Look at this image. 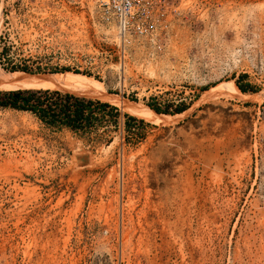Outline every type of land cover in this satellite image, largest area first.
Masks as SVG:
<instances>
[{"label":"rangeland","instance_id":"1","mask_svg":"<svg viewBox=\"0 0 264 264\" xmlns=\"http://www.w3.org/2000/svg\"><path fill=\"white\" fill-rule=\"evenodd\" d=\"M172 6L158 50L92 0H0V52L39 71L0 78L84 74L121 113L79 135L0 107V264H264V0ZM148 102L169 118L123 130Z\"/></svg>","mask_w":264,"mask_h":264},{"label":"trees","instance_id":"2","mask_svg":"<svg viewBox=\"0 0 264 264\" xmlns=\"http://www.w3.org/2000/svg\"><path fill=\"white\" fill-rule=\"evenodd\" d=\"M7 51V47H3L0 58L6 60V68L13 71L12 73L26 74L19 71L39 72L29 69L26 65L10 63ZM68 70V68H60L55 69L54 72ZM73 72L78 71L74 70ZM236 86L241 92L250 90L238 82H236ZM82 95L89 94L49 88L0 90V107L28 112L47 126L66 129L79 135L100 127L103 128L102 134L105 135L111 129L116 130L120 127L119 117L121 113L115 105ZM146 105L155 113H168L167 110L160 109L154 103L148 102ZM186 108L187 105L180 102L173 112L181 113ZM123 117L122 129L126 131L130 130V122H143L142 119H137L126 113L123 114Z\"/></svg>","mask_w":264,"mask_h":264},{"label":"built area","instance_id":"3","mask_svg":"<svg viewBox=\"0 0 264 264\" xmlns=\"http://www.w3.org/2000/svg\"><path fill=\"white\" fill-rule=\"evenodd\" d=\"M111 17L122 39L150 42L161 49L170 26L173 0H92ZM155 46V47H154Z\"/></svg>","mask_w":264,"mask_h":264},{"label":"bare ground","instance_id":"4","mask_svg":"<svg viewBox=\"0 0 264 264\" xmlns=\"http://www.w3.org/2000/svg\"><path fill=\"white\" fill-rule=\"evenodd\" d=\"M226 86L231 91H236L237 93H239V89L232 82L229 84L228 83L219 84L216 88L217 89L222 87L227 88ZM35 88H49V89H59V90L71 89L86 94L88 93L89 95H93V96L94 95L104 96L105 99L107 97L106 95H104L106 93L104 92L101 83H99L97 80L93 79L90 76L80 73H72V72L51 73L45 76H41V75L22 76V75L11 74V75H3V77L0 78V89L2 90L35 89ZM123 109L129 114L133 116H137L151 123H163L169 118L168 116L151 111L146 106H139L133 104V105H126L124 106Z\"/></svg>","mask_w":264,"mask_h":264}]
</instances>
